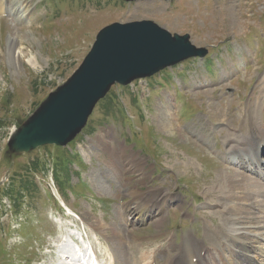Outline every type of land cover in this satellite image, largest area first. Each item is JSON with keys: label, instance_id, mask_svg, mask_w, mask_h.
Returning <instances> with one entry per match:
<instances>
[{"label": "rangeland", "instance_id": "obj_1", "mask_svg": "<svg viewBox=\"0 0 264 264\" xmlns=\"http://www.w3.org/2000/svg\"><path fill=\"white\" fill-rule=\"evenodd\" d=\"M8 1L23 0H0L2 10ZM25 1L32 15L28 22L0 11V264H55L61 244L57 219L71 223L67 229L77 225L98 264H136L132 255L141 250L148 264H164L187 233L200 241L204 222L220 226L224 209L216 205L227 171L245 173L231 161L230 145H239L251 129L253 119L244 117L245 111H256L257 125L264 115V0ZM140 20L171 34H188L206 55L129 86H111L66 146L9 154L11 130L73 73L97 31L113 22ZM17 33L19 63L14 65L7 40ZM31 54L41 71L27 64ZM169 103L174 128L165 133L158 106ZM227 111L229 124L222 125ZM194 122L205 125L206 135ZM55 189L81 221L65 214L52 195ZM164 194L167 206L159 227L155 219L127 226L130 206H158ZM206 203L213 207L205 208ZM115 232L121 234L127 263L111 240ZM169 239L175 251L167 247Z\"/></svg>", "mask_w": 264, "mask_h": 264}, {"label": "bare ground", "instance_id": "obj_2", "mask_svg": "<svg viewBox=\"0 0 264 264\" xmlns=\"http://www.w3.org/2000/svg\"><path fill=\"white\" fill-rule=\"evenodd\" d=\"M28 4L29 1L25 0L21 1L20 4L13 1L3 7L1 6L3 10L0 8V11H9L12 15L15 14L18 19L27 17L26 22H28L32 20L30 19L32 18V15H30ZM20 37L21 34L17 33L10 35L7 40L9 62L14 65L19 63V51H15V46H17L16 43ZM26 62L35 70L41 71L43 69L32 54L27 58ZM262 82L264 83V75L261 79V83ZM261 105L264 109V103ZM171 106H173L171 103H169V105L158 106V124L160 129L165 133H170L174 128L170 119V114L172 113ZM254 108H256L255 105L253 106V109ZM231 114L230 111L225 113L224 118L222 119V125L229 124ZM243 116L248 119H253V123H251V129L247 135L243 136L242 141L238 143L239 145H230V157L231 161L232 159L237 160V165L239 164L242 171L246 174L238 170L227 171L228 179L224 182L225 189H221L223 192L221 195H223V197L220 198V203L216 205L217 207H222L224 209L223 222L216 228H211L207 222H204L203 239L200 241L193 235H189V233L183 236L181 243L178 245L173 244V241H171L172 239H169L167 247L174 251L175 248H177L176 253L166 258L163 262L164 264H264V198H261L264 197V157H261L264 153V115H262L261 125L255 124V117L257 116L256 111H245ZM194 123L199 132L206 135L205 125L196 122ZM177 130L181 131L180 125ZM227 169L229 168L226 167L225 170ZM53 192L55 197L60 201V205L64 208L65 214L81 221L78 214L74 212L59 195H57V191L54 190ZM166 195L167 194H164L162 196L160 202L156 201L157 203H160L158 206H156V204L151 205L150 202L147 204L144 203L145 205L143 204L144 206L142 207L130 206L126 214L127 226L134 227L137 224L147 222L149 219H155L156 227H159L164 221L163 214L165 213L164 209L167 206ZM177 201H179V199ZM243 204H245L246 207L241 206ZM203 205L205 208L213 207V205L209 203ZM227 209L229 210V214ZM54 222L57 225V230L60 231L59 239L61 243L57 246L54 253L55 264H98L89 239L83 240L81 238L85 245L80 249L72 241L74 234L78 237H82L77 225L73 226L74 229H69V227L67 229L66 226L71 223L67 224V222L61 221V219H57ZM101 226H103V224H101ZM113 235L114 237H111V240L114 241L113 243L116 245L120 254L122 253L121 257L124 259L126 252L121 251L122 247L120 245L123 244H121L122 239L120 240L121 234L115 232ZM173 245H175V248L172 247ZM151 252L152 251L148 253ZM153 252L155 254L157 249H154ZM160 252L162 253L163 251L160 250ZM106 253L108 254V258L112 260V252L108 250ZM150 255L151 254L148 256ZM132 258L136 264H148L146 252L144 256L142 250L138 257L132 255ZM193 259H195V262H193ZM124 260L126 263L129 261L128 257Z\"/></svg>", "mask_w": 264, "mask_h": 264}, {"label": "water", "instance_id": "obj_3", "mask_svg": "<svg viewBox=\"0 0 264 264\" xmlns=\"http://www.w3.org/2000/svg\"><path fill=\"white\" fill-rule=\"evenodd\" d=\"M206 53L188 34H171L151 20L105 25L73 73L11 130L8 152L26 153L47 144L64 146L84 127L94 105L113 84L127 85Z\"/></svg>", "mask_w": 264, "mask_h": 264}]
</instances>
